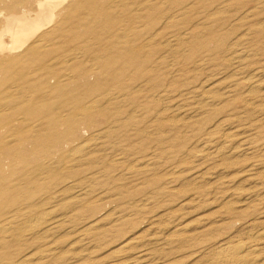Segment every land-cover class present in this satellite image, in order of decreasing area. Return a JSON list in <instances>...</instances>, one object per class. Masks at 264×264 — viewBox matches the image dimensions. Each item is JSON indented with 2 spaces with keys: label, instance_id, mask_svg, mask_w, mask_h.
<instances>
[{
  "label": "rangeland",
  "instance_id": "rangeland-1",
  "mask_svg": "<svg viewBox=\"0 0 264 264\" xmlns=\"http://www.w3.org/2000/svg\"><path fill=\"white\" fill-rule=\"evenodd\" d=\"M217 3L198 29L191 13L166 31L191 34L156 46L153 71L118 94L107 124L75 134L86 149L56 163L58 182L37 197L52 191L40 208L50 221L8 234L9 258L215 264L223 243L264 248V0Z\"/></svg>",
  "mask_w": 264,
  "mask_h": 264
},
{
  "label": "bare ground",
  "instance_id": "bare-ground-1",
  "mask_svg": "<svg viewBox=\"0 0 264 264\" xmlns=\"http://www.w3.org/2000/svg\"><path fill=\"white\" fill-rule=\"evenodd\" d=\"M217 6V0H0V264H29L9 258L8 234L50 221V211L40 208L55 199L52 191L37 197L57 180L56 163L69 167L86 149L75 134L107 124L118 94L135 88L141 71H153L156 46L185 43L191 33L179 30L187 17L194 14V27L187 26L194 31L201 11L215 14ZM176 25L177 33L166 32ZM45 174L50 183L39 178ZM263 250L254 240L223 243L212 259L261 264Z\"/></svg>",
  "mask_w": 264,
  "mask_h": 264
}]
</instances>
